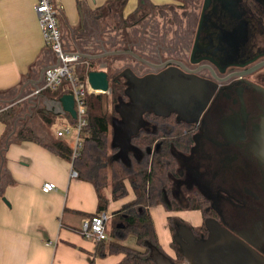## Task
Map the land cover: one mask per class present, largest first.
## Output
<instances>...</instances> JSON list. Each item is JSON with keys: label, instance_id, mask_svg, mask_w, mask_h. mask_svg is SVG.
Wrapping results in <instances>:
<instances>
[{"label": "crops", "instance_id": "obj_1", "mask_svg": "<svg viewBox=\"0 0 264 264\" xmlns=\"http://www.w3.org/2000/svg\"><path fill=\"white\" fill-rule=\"evenodd\" d=\"M51 1L57 9V24L66 49L86 52L101 44L98 49L104 50L111 41L113 0ZM117 1L122 18L127 20L135 12L139 14L145 5H149L148 9L176 14L175 8L182 6L184 0ZM34 2L0 0V102L17 99L18 103L13 115L5 121L0 117V264H116L122 254H98L97 242L83 237L79 231L82 220L97 213L94 186L72 177L71 160L49 147L56 141L72 146L70 136H57V131L70 123L71 117L51 93L57 88L36 96L39 104L36 106L26 97L41 83L40 70L56 63L54 53L44 42ZM103 7L108 9L102 12ZM171 17H166L165 23ZM141 18L137 17L139 21ZM139 21L134 27H139ZM5 109L0 108V112ZM23 128L24 134H34L42 142L17 141L15 134ZM117 136L112 145L120 146ZM45 181L53 182L55 189L42 191ZM175 187L172 181L170 188L174 195ZM126 189L123 197L112 199L107 194V236L111 226L118 222L116 210L134 198L130 185ZM174 201L171 207L163 201L149 208L160 249L172 264H264L239 239L248 241L239 233L242 230L229 229L217 218H203L202 212L190 208L185 198L175 196ZM187 228L191 229L192 237ZM259 236L262 241V234ZM123 243L137 248L132 235ZM177 254L181 260L176 258Z\"/></svg>", "mask_w": 264, "mask_h": 264}, {"label": "flooded vegetation", "instance_id": "obj_2", "mask_svg": "<svg viewBox=\"0 0 264 264\" xmlns=\"http://www.w3.org/2000/svg\"><path fill=\"white\" fill-rule=\"evenodd\" d=\"M203 3L184 0L183 17L163 21L151 43L121 44L138 58L120 53L122 68L109 67L126 105L116 112V128L125 137L190 138L185 151L172 147L171 198L189 202L198 193L216 214L208 217L242 230L264 252V3L208 0L204 9ZM164 200L173 206L166 194Z\"/></svg>", "mask_w": 264, "mask_h": 264}, {"label": "trees", "instance_id": "obj_3", "mask_svg": "<svg viewBox=\"0 0 264 264\" xmlns=\"http://www.w3.org/2000/svg\"><path fill=\"white\" fill-rule=\"evenodd\" d=\"M113 3L115 5H112V9L120 1L113 0ZM105 8H101V11ZM118 9L120 10L121 6H118ZM98 12H100V9ZM135 14L136 12L128 25L122 20V24H125L124 27H134L138 23L139 19H137ZM79 52H84V50H79ZM99 60V58L86 59L88 70L104 69L108 74L110 65L105 63V65L102 64L100 66ZM82 71L83 67L79 73L80 79L83 78ZM109 81L111 85L109 91L114 98L120 92V86H117L112 80ZM69 91L71 90L67 81H63L51 93L59 98L62 94ZM106 98L107 96H105L104 92L86 94L85 104L88 123L85 127L81 149L76 157H71L72 150L66 142H52L49 147L62 157L70 159L72 168L77 172V177L89 181L94 186L97 194V212L106 211L108 205L107 194H110L112 199L125 196L127 194L125 181L129 182L134 198L123 203L116 210L115 221L118 222L111 226L106 239L97 242L96 252L101 255L122 254L121 260L116 264H155L154 259L150 256L151 247L154 246L159 250L161 249L149 208L163 203L165 194L171 205H174L175 202L170 196L168 186L169 176L176 174L177 168L172 147L185 151L191 139L184 135L173 137L175 134L142 133L133 134L128 138V146L123 153L119 145H112L109 148L107 133L110 121L105 112L104 103ZM4 111L1 110L0 112V117L3 121L10 117ZM69 121L73 122L74 119L70 117ZM24 129L15 134L17 141L27 139L42 142L34 134H24ZM155 144H158L157 148ZM109 150H112L111 154ZM107 189H109V193L102 192ZM189 207L199 209L203 218L208 216L216 217L215 212L209 208V202L198 193L190 196ZM200 228L205 230L203 225ZM130 235L134 236L137 248L123 243ZM176 258L178 260L182 259L179 254H177Z\"/></svg>", "mask_w": 264, "mask_h": 264}, {"label": "built area", "instance_id": "obj_4", "mask_svg": "<svg viewBox=\"0 0 264 264\" xmlns=\"http://www.w3.org/2000/svg\"><path fill=\"white\" fill-rule=\"evenodd\" d=\"M37 16L44 42L52 50L56 57V63L48 66L43 71L42 81L34 89V94H39L45 90H53L60 86L63 81H67L70 92L73 95V106L75 117L73 122L64 125L57 131V136L68 135L72 139L71 157L78 155L82 146L85 127L87 125V110L85 97L87 93L98 92L90 87L87 82L88 63L76 51H71L63 46L62 33L57 24V9L51 0H35L33 5ZM83 67V78H79L78 69ZM70 175L77 176V172L71 169ZM55 184L45 181L41 185V190L48 192L55 189ZM109 218L106 211H98L90 217L82 220L80 234L85 238H91L96 242L107 238L105 222Z\"/></svg>", "mask_w": 264, "mask_h": 264}, {"label": "rangeland", "instance_id": "obj_5", "mask_svg": "<svg viewBox=\"0 0 264 264\" xmlns=\"http://www.w3.org/2000/svg\"><path fill=\"white\" fill-rule=\"evenodd\" d=\"M149 5H145L143 6L142 9H140L138 12L139 14H137L136 16H142V18L139 21V27H124L125 24H130V21H132L131 17H129L127 20H124L122 18V12L118 9V6H115L112 16H111V28H112V35H111V41L107 42L108 44H106L104 46V50H115V49H119L121 48V44L122 43H129V42H133V41H144V42H149L151 43L152 41V37L153 35H155V31L157 29V27L165 20L166 17H170L173 15L174 11L169 13V12H161L162 10H157L154 8L148 9ZM176 7V6H175ZM178 8H175L176 11V16H182V10L179 7L182 6H177ZM148 10H151V12H148ZM149 13L151 14L149 16ZM161 13L164 14V16L161 18ZM180 17V18H181ZM127 18V17H126ZM172 18V17H171ZM179 19V18H178ZM122 20H124V25L122 24ZM162 21V22H161ZM114 26V27H112ZM173 29V28H171ZM101 44H95L94 48L89 50L88 52H102V50L98 49V46H100ZM99 51H98V50ZM135 51V50H134ZM126 55H107L104 57L99 58V62L101 63L100 66L103 64L105 65V63H107V65L110 64V68L112 70L114 69H120L122 68V66L124 65V63L122 61H124ZM122 60V61H121ZM128 60L130 61V58L128 57ZM109 62V63H108ZM96 64V63H95ZM97 65V64H96ZM78 73H80L81 71L78 69L77 71ZM41 83H38L37 86H39ZM110 82H109V90H110ZM34 89L33 88L31 91H29L26 94V97L31 99L32 102H35V106L38 104L37 102V98L36 96H38L39 94H34ZM107 91L108 93H105V96H107V98L105 99V112L109 118L110 121V125H109V131H108V138H107V143H108V147L111 148L112 146V142H113V138H117L119 135L118 134V130L116 128V118L118 117L115 108L119 105V98L117 99V96H119L117 94V96L114 98L112 97L110 91ZM103 93V92H101ZM113 98V99H112ZM11 100V101H10ZM8 101L5 100H1L0 102V108L2 109V107H7V109H5V113L7 112L10 116L13 115L16 111V105L17 103V99H10ZM39 105V104H38ZM12 113V114H10ZM115 124V126H114ZM115 134V135H114ZM114 135V136H113ZM123 147V146H122ZM124 148V147H123ZM110 154L112 153V150H109ZM126 185H129V182L125 181V187ZM102 192L105 193H109V189L107 190H103Z\"/></svg>", "mask_w": 264, "mask_h": 264}, {"label": "water", "instance_id": "obj_6", "mask_svg": "<svg viewBox=\"0 0 264 264\" xmlns=\"http://www.w3.org/2000/svg\"><path fill=\"white\" fill-rule=\"evenodd\" d=\"M264 3V0H259ZM208 3V0H204L203 3V9L206 7ZM202 18V14H201ZM79 55L85 59H98L107 55H115L120 53H128L135 58H138L137 55L131 51V50H122V49H115V50H103L100 53H90V52H77ZM47 68V67H45ZM45 68H42L40 70L41 76L43 75V71ZM130 72L131 70L128 69ZM87 82L89 83L90 87L94 90H97L98 92H107L109 90V77L107 72L104 69H98V70H88L87 72ZM58 104L63 108L64 111H67L72 117H75V109L73 106V95L71 93H64L58 98ZM126 108L125 104H119L116 107V111L121 113L122 108ZM138 111H135V115L139 114L141 111L140 105H137ZM124 134H119L120 137V146L122 148V153L125 151L124 149L127 148V141L128 138L133 134H127V136H123ZM124 148H123V147ZM187 232L189 233L190 237H192V231L191 229L187 228ZM239 239H243L245 242H242L246 244L249 247V250H251L253 253H256V257L260 260H264V255L259 252L255 244L251 243L250 241H247L246 239L240 237ZM150 256L154 259L155 264H172L170 258L165 255L161 250L158 248L152 246L150 250Z\"/></svg>", "mask_w": 264, "mask_h": 264}]
</instances>
